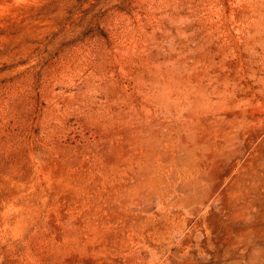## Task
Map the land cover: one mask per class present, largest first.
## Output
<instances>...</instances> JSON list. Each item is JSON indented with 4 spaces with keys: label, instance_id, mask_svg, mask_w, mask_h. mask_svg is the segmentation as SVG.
<instances>
[{
    "label": "rangeland",
    "instance_id": "374dc122",
    "mask_svg": "<svg viewBox=\"0 0 264 264\" xmlns=\"http://www.w3.org/2000/svg\"><path fill=\"white\" fill-rule=\"evenodd\" d=\"M0 264H264V0H0Z\"/></svg>",
    "mask_w": 264,
    "mask_h": 264
}]
</instances>
